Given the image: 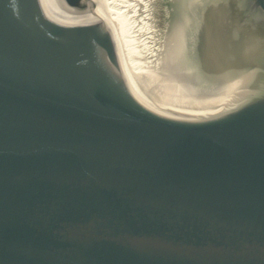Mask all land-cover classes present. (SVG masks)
Here are the masks:
<instances>
[{
	"label": "water",
	"instance_id": "1",
	"mask_svg": "<svg viewBox=\"0 0 264 264\" xmlns=\"http://www.w3.org/2000/svg\"><path fill=\"white\" fill-rule=\"evenodd\" d=\"M230 4L212 80L264 73L234 65L264 0ZM240 92L162 112L92 0H0V264H264V83Z\"/></svg>",
	"mask_w": 264,
	"mask_h": 264
},
{
	"label": "bare ground",
	"instance_id": "2",
	"mask_svg": "<svg viewBox=\"0 0 264 264\" xmlns=\"http://www.w3.org/2000/svg\"><path fill=\"white\" fill-rule=\"evenodd\" d=\"M222 1L92 0L112 32L130 92L142 103L174 115L213 110L236 99L242 89L264 83V73L212 80L229 46V26L239 19L230 13V0L223 1L224 8ZM243 25L244 36L234 37L239 45L234 65L264 49V32Z\"/></svg>",
	"mask_w": 264,
	"mask_h": 264
},
{
	"label": "rangeland",
	"instance_id": "3",
	"mask_svg": "<svg viewBox=\"0 0 264 264\" xmlns=\"http://www.w3.org/2000/svg\"><path fill=\"white\" fill-rule=\"evenodd\" d=\"M160 18H162V16Z\"/></svg>",
	"mask_w": 264,
	"mask_h": 264
}]
</instances>
